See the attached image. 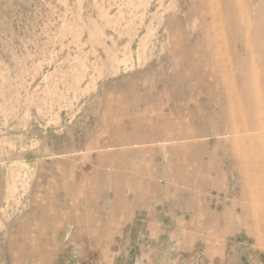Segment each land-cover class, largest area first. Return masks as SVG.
<instances>
[{"label":"rangeland","instance_id":"1","mask_svg":"<svg viewBox=\"0 0 264 264\" xmlns=\"http://www.w3.org/2000/svg\"><path fill=\"white\" fill-rule=\"evenodd\" d=\"M227 16L0 0V264H264V171H240L264 169V134L238 107L233 134L199 125L217 92L190 73L198 43L230 61Z\"/></svg>","mask_w":264,"mask_h":264},{"label":"bare ground","instance_id":"2","mask_svg":"<svg viewBox=\"0 0 264 264\" xmlns=\"http://www.w3.org/2000/svg\"><path fill=\"white\" fill-rule=\"evenodd\" d=\"M241 3L242 6L248 4L254 11L250 15L253 28L246 30L243 20L241 23L238 20L236 0H227L229 49L233 53L230 61L226 64L220 62L215 52L198 43L190 52V73L217 92L207 103L210 119L198 120L199 125L211 126L209 131L218 135L216 127L222 124L224 134H233L236 125L233 112L238 107L246 116L244 132L260 136L264 134V0H242ZM254 61L259 65L258 73L250 69ZM231 67L234 68L232 71ZM240 167V171L246 173L264 171L263 167L249 169L241 163Z\"/></svg>","mask_w":264,"mask_h":264}]
</instances>
